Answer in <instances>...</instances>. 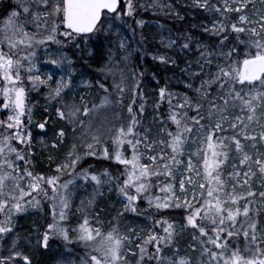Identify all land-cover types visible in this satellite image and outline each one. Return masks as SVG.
Returning <instances> with one entry per match:
<instances>
[{
	"label": "snow or ice",
	"instance_id": "snow-or-ice-1",
	"mask_svg": "<svg viewBox=\"0 0 264 264\" xmlns=\"http://www.w3.org/2000/svg\"><path fill=\"white\" fill-rule=\"evenodd\" d=\"M196 5L201 8H209L207 0H194ZM235 7H232V4ZM249 0H220L216 10L222 16L226 17L228 12L239 13L238 19L233 20L230 24L224 23L223 20L214 21L210 28H205V31L215 33L219 39L220 46L224 47L229 39L228 32L232 31L236 34V40L232 46L228 47L226 52H215L214 47L209 51L210 46L207 44L197 43L196 48H203L204 51L199 53L195 61V72H190V75H199L203 77L200 84L194 89L196 100L190 98L187 93H172L168 92L165 87L159 89L161 99L167 95L169 100V116L168 120L175 125L174 130L170 129L167 124L160 128L159 132L163 138L149 139L148 135L138 134L135 140L128 139L127 144L131 146L130 158L122 159L123 153L120 146L125 144V138L133 133L134 127L139 123L136 114L133 112V105L129 103L127 111L131 115V120L128 122L127 130L121 126L116 130V135L106 136L103 124H96L90 117L101 105L119 104L125 90L124 77L121 75L120 81L112 85V91L116 93L117 99L111 100L108 95L101 98V104H91L89 107L88 101L85 100L82 93L79 98V103L75 98L71 102L61 103V106L56 108V114L59 118L67 121L71 125L73 132L78 131L79 147L85 151H78L77 143H72L69 151L65 153L64 159L55 164L57 170L56 175L45 176L43 173H35L29 169V161L24 160L25 167L21 170L17 161L24 159V152L16 148L12 144V139L20 141L22 144L30 142V131L27 137L22 133L21 117L25 111V88L23 86H15L17 83H22L21 68L26 57L29 61L27 71L31 72L36 68L32 64L33 52L21 50L19 46L34 47L37 44H47L45 42L54 41L56 44H66L71 42L75 44L76 40L82 39L87 41L92 35L99 31V25L103 24V19L110 17L121 18V12L118 10L120 0H18L15 7L7 9V14L3 17V23L0 24V45L7 47L8 51H4L0 47V76L3 77L5 86L0 89V94L3 95L4 104L0 107L5 109H13V113L6 119L0 120V125L6 126L7 129L15 128L14 133L0 135V234H8L13 230L12 216L13 213L22 212L25 206H39L40 200L37 196L43 193L44 198L48 197V189L43 187V184L51 186L52 190V222L48 223L42 233V238L38 243H43L47 246L50 235L59 234L66 240L69 236V231L78 232V240L83 241L90 246V255L87 261L82 264H125V255L122 253L132 252L133 248L127 247L126 242L131 243L134 239L132 230L127 232L119 230V224L112 226L105 231L100 227L102 221L96 220L90 223V217L87 212H84L80 222L74 228H70L64 223L67 217V209L70 206V194L67 192L71 181L66 180L63 184L60 183V176L67 170L73 176L82 175L85 180L91 177L97 185L101 183L97 174L89 172L87 169L77 168V164L84 156H95L97 150L102 156H108L107 146H101L103 140L111 139L114 149V159L120 161L130 170L126 172L123 185H120L118 191L123 194L127 203L124 209L136 211L135 201L140 193H145V198L152 204L153 200L157 202L160 197H153L146 193V190L151 187L149 177L164 174L172 177L174 171H180L179 167L183 161L179 159L181 154H185L187 150V167L181 171L179 188L181 192H185V173L195 171L202 165L204 173L203 181L198 182L199 193L196 187L192 188V199L190 200L185 193L183 206L187 209L184 216V225L182 227L191 226L197 229L206 239H201V255H208L207 260L200 261V264H264V222L255 218L253 213H258L260 210L250 208L251 199L243 206L236 204L240 200V195L251 198L255 189L249 183L250 179L260 175L264 181V152L256 150L250 152L245 150V141L251 140L252 147L256 144H264V14H258V19L249 20L244 14V9L248 5ZM35 6V7H33ZM125 15H131L134 12L133 0H126ZM102 13L103 19H102ZM30 14V18H29ZM24 19H21V17ZM137 24H144L143 20H137ZM50 24V27H49ZM26 25H34L36 32H30ZM47 29V34L40 36V30ZM62 31L65 40L58 39V35ZM247 33L249 38L241 41L239 36ZM186 35V34H185ZM187 40L192 39L190 36ZM164 37H161L163 42ZM175 41L169 39L168 45L171 46ZM121 48L124 47V42L121 41ZM187 49L188 43L181 45ZM242 49V50H239ZM63 59L68 61V64L62 69L67 73V76L61 75L55 81V86L50 87L47 93L50 99H58L62 96L65 89L72 90V73L75 71L71 67L72 60L66 54H61ZM15 57V58H14ZM156 59L168 63H174L172 58H168L161 54ZM213 59L216 63L213 64ZM203 60V65L201 64ZM52 64L61 63L60 60H52ZM191 62L185 63V69L190 68ZM207 66L208 71L205 72L204 67ZM213 69H215L213 71ZM101 71L112 72L111 68L103 67ZM53 78V74L45 75V78L40 76L28 75V81L32 82L33 86L38 84H48ZM11 83L13 86H7ZM81 83L90 85L87 80L81 79ZM101 89L107 91V84H100L96 81ZM139 84V80H137ZM192 88V84H188ZM215 88V92L212 89ZM135 91V89H133ZM182 97L180 103L173 106L171 101L173 96ZM189 109L196 111L195 115L189 116ZM141 112L144 110V105H140ZM236 113L229 115V112ZM204 113V116L201 113ZM207 117L208 123L203 124L201 121ZM48 118L45 117V120ZM164 121V118H160ZM259 125L257 131H250V125ZM39 128H45V123L41 122ZM196 129L197 136L191 135L193 129ZM232 130L231 136H215L216 132H227ZM107 131H111L108 128ZM148 129H145L147 132ZM199 133H204L201 136ZM57 136L62 140L65 136L63 128L58 129ZM197 142L199 147L195 150L197 156L200 155L203 149V159L194 168L193 153L188 149V141ZM225 140L229 143L225 144ZM206 143V147H205ZM157 145L164 147L157 148ZM229 145H233L240 166L232 165L233 171L227 173V177L234 181L233 188L237 185L247 186L248 191L236 194H225L221 198V193H224L226 180L221 178V166L226 163L229 157ZM142 146V147H141ZM55 147V141H53ZM219 149V151L217 150ZM209 150L211 155L209 156ZM15 157L13 159L12 157ZM142 157L147 158L149 163H142ZM51 160V157L49 158ZM255 169V171L253 170ZM107 173V169L104 170ZM196 176H200L199 171H195ZM26 182V183H24ZM215 182V184L213 183ZM159 183V181H157ZM189 185L193 184V179H187ZM135 189L136 194H131L127 188ZM264 187V184L261 185ZM164 187L168 190L172 189V184H165ZM35 192L36 195L29 197L30 193ZM93 193V197L95 196ZM260 205L264 208V191L259 192ZM164 199H174L177 201L175 206H179L180 197L173 195L172 197L165 196ZM225 201L231 203L226 206ZM94 200L89 199L88 204H93ZM59 206V213L56 208ZM157 208L166 209L170 207L169 203H157ZM80 209H78L79 211ZM203 213V215H201ZM99 215V213H95ZM242 216L241 219H238ZM199 218V223H198ZM151 219V217H150ZM208 221L211 227L209 232L202 222ZM111 223V221H109ZM155 224L163 226V234L148 229V235L143 237L141 243L136 246L139 250L140 257L137 259V264H142L143 257L147 255V246L152 243L153 257L157 264H192V260L188 256H179L175 253L173 256H162L161 249L164 244H173L175 236V222L169 221L161 216L155 220ZM241 234L243 237V247L240 244ZM136 239L140 238V233H136ZM193 239H197L195 234ZM15 243V242H14ZM233 244L235 246H233ZM214 246L215 250H212ZM195 248L196 245H190ZM23 261L30 264L28 255L23 254L18 250H12L10 255L0 256V264H7V261L13 257H21ZM150 264V262H149Z\"/></svg>",
	"mask_w": 264,
	"mask_h": 264
},
{
	"label": "trees",
	"instance_id": "trees-1",
	"mask_svg": "<svg viewBox=\"0 0 264 264\" xmlns=\"http://www.w3.org/2000/svg\"><path fill=\"white\" fill-rule=\"evenodd\" d=\"M209 1L210 0H207V2ZM213 1H217L219 4L218 0H211L208 5ZM133 4L135 10L131 15H125V9H122L121 18H115L113 16L109 19H103V24L100 25L99 31L92 35L87 41L78 38L75 44L68 42L63 45L64 49L73 59L78 76L90 82L87 98L89 107H91L92 103L100 105L101 98L105 95H108L111 100L117 99L116 93L112 91V85L114 81H120L121 75L124 77L125 90L122 97H120L121 103L101 105L90 118L93 120L94 126L96 124H103L105 128L104 134L109 137L116 135V130L121 126H123L126 131L128 122L131 120V115L128 113L127 108L129 103H131L133 105V112L136 114V118L139 121L133 131L142 132L148 129L149 134L161 139L163 137L159 129L165 127V124H167L170 129L174 130L175 125L168 120L169 100L167 95L161 99L159 89L165 87L168 92L187 93L190 98L196 100L197 97L194 89L200 84V80L203 77L199 75L194 77L190 75V72L196 71L195 61L199 53L204 51L203 48L197 49L196 44L201 43L209 45V51L214 47L215 52H226L228 47L232 46L233 42L236 40V34L229 31L227 33L229 36L227 44L221 47L217 35L211 31H205V28H210L213 23L209 8H201L199 5L195 4L194 0H133ZM2 6L0 5V24L3 22V17L6 15L7 9L12 7V5ZM232 7H235L234 3ZM244 14L248 16L249 20L258 19V14H264V0H249L248 5L244 9ZM238 15L239 13L236 12H228L225 17L221 14L219 15V12H217L218 20H223L226 24H230L231 21L237 20ZM137 20H143L144 24H137ZM187 36H190L192 39L187 40ZM161 37H164L163 42L161 41ZM248 38L249 36L247 33L239 36L241 41L247 40ZM169 39L175 41L171 46L168 45ZM121 41L124 42L123 48L120 46ZM186 42L189 47L184 49L181 45ZM0 47L4 49L7 48L4 45H0ZM23 48L28 49L26 46ZM23 48H21V50ZM37 52H39V50ZM161 54L168 58H172L174 63H168L167 61L162 62L156 59V57ZM186 62H191L188 70L185 69ZM212 62L215 64L217 61L213 59ZM201 64L203 65V60H201ZM103 67L111 68L112 72L101 71ZM204 70L205 72L208 71L207 66L204 67ZM214 70L215 69H213V71ZM22 72L24 73V67L21 68V75ZM137 80H139V84H137ZM23 81H25V79ZM96 81H99L100 84L106 83L108 86L107 91L101 89ZM189 83L192 84V88L188 87ZM23 87L25 88V86ZM133 89H135V91H133ZM215 90V88L212 89L213 92H215ZM35 91H37L38 94H36L35 100L31 101L30 104L41 109L40 118H43L47 112H50V114H54L59 121L47 126L48 130L54 132L57 128H63L64 130L73 132L71 125L68 124L67 121L59 118L55 111L57 107L61 106L62 102L68 103L73 99L70 96H65L54 99L51 102L46 100L47 97L44 92L40 90ZM25 92H27L26 88ZM181 98L180 96L174 95L171 101L172 105L175 106L179 104ZM141 104L144 105L143 112L139 110ZM187 111L189 116L196 114L194 109H189ZM235 114L236 113L231 111L229 112V115ZM201 115L204 116V113L202 112ZM161 117L164 118V121H161ZM1 118L2 120L6 119L7 115L4 116L3 112H1ZM60 121L64 123V125H62ZM201 123H208L206 116ZM5 128L6 126L0 125V135L6 132ZM108 128H111L110 132L107 131ZM258 128L259 125H255V122H253V125H250L252 131H257ZM78 131L79 130L73 132V137L68 139L65 144L66 148L58 152L55 157H53V155L49 156V153L46 154L44 152L45 150L43 151L40 147V143L37 142L36 144L33 142L34 146L32 145V147L35 148L40 157L38 162H41V165L48 163L47 168L52 175H55L57 172L55 164L64 159L65 153L69 151V146H71L72 143H77V150L83 152L82 148L79 147ZM33 133L37 134V136L43 140L44 133L37 132L36 130H34ZM232 134L233 131L229 129L226 133L216 132L213 135L215 137L225 135L231 136ZM191 135L193 137L197 136L195 127ZM199 135L203 136L205 134L199 133ZM34 137H36V135H34ZM224 142L225 144L229 143L227 140ZM244 143L246 151L255 152L259 150L264 152V144L262 143L258 142L255 148L251 146V140L245 141ZM101 146H107L109 152L108 156L100 155L99 150H97V155L95 156H84L86 158L85 162L87 163L79 164L76 168V171L87 167L90 168L92 173L99 175L105 183H109L113 187L108 194L101 192L98 193L97 196L91 198L94 202L91 204L89 222L94 223L96 218L98 220L109 219L111 221L110 224L106 226L100 225V227L110 228L112 224L118 223L121 232L127 231L128 228H133L135 232L140 230V226L142 225L144 231L151 228L153 231L163 234V226L155 224V220L163 216L169 221L175 222V243L164 244L161 249V255L173 256L174 253H182L191 258L192 264H200V261L207 260V254L201 255L200 243V240L206 239V237L202 236L197 229H193L191 226L182 227L185 223L184 216L187 211L182 204L178 207L174 205L166 209H160L152 204L145 203L146 201H142L139 206L137 205L138 211L125 209L119 215L118 211L121 207L119 198L122 193L118 191V184L113 186L111 182L107 181L108 178L104 170L107 169V174L110 173L116 177V175L121 172L122 166L119 162L114 160V149L111 139L103 140ZM125 147H127V144ZM229 149V158L226 163L221 166L220 172L225 175H227L226 171L230 166L234 164L239 166L238 160L234 158L237 156L234 146L229 145ZM39 152H41V154ZM200 152L203 154V149H201ZM209 153H211V150H209ZM51 154H54L53 151H51ZM50 157L51 160L49 159ZM40 168L42 167L40 166ZM118 176L119 179L124 177L123 175ZM66 177L68 178L69 175H66L64 171V174L60 176L59 179L64 180ZM167 178L168 176L164 174L149 177L153 191H155L159 184ZM112 181L117 182L116 180ZM157 181H159V183H157ZM249 183L252 185V188L255 189L251 198L240 195L248 191L247 186L237 185L235 188L229 190L228 194L240 195V200L237 201L236 204L241 207L251 199L252 203L250 204V208L260 210L258 213H253V216L264 222V208H262L259 203V192L264 191V187L261 186L264 184V181L261 180L260 175L257 173V175L250 179ZM228 189L229 185L226 186L225 191ZM82 198L84 200L83 203L86 202L85 196H82ZM40 203L42 210L38 211V215L35 218H31L32 215L30 214L20 215L19 212L13 213V230L8 234L0 235V256L7 257L9 256L7 254L15 249L28 255L30 264H55L56 260H53L55 256L62 250L65 251L64 241L59 239L56 235H50L46 247L41 246L39 243V245L36 246L38 247L37 249L33 248L29 250L31 247L29 246L31 245L30 243H33L34 240L38 242V240L42 238V233L49 223L48 203L43 196H41ZM230 203V201H225L226 206ZM84 212L89 213V210L84 209L80 213H76L74 209L70 210L68 212V215H71L70 223L73 225L76 219L80 221ZM95 213H99V215L97 216ZM201 215H203V213H201ZM92 217H94L95 220L92 219ZM241 218L242 216L238 217V219ZM199 222L198 218V223ZM202 226L210 232L211 227L215 225H210V222L205 223L204 221L202 222ZM194 234L197 237V244L192 240ZM142 235L144 236L145 234L142 233ZM73 242L75 243L69 242V244L74 245L75 252L73 256L76 258L75 264H80V261H78L80 254H86L85 251L89 249L86 248L78 252L80 251L79 243L77 241ZM133 243L135 244L134 240ZM192 243L196 245L194 249L188 245H192ZM240 244L241 247H243L242 234ZM126 246L130 247V243L126 242ZM233 246L235 245L233 244ZM153 247L154 244L152 243L147 246V255L143 257L142 264H149V262L150 264H157V261L153 257ZM210 247H212V250H215L214 246ZM131 248L134 249L133 252L123 253V255H125L126 260H131V264H137V259L140 257L139 250L133 245ZM64 254L66 255L69 253L66 251ZM7 264H28V262L23 261L21 256L13 257L11 260L7 261Z\"/></svg>",
	"mask_w": 264,
	"mask_h": 264
},
{
	"label": "rangeland",
	"instance_id": "rangeland-1",
	"mask_svg": "<svg viewBox=\"0 0 264 264\" xmlns=\"http://www.w3.org/2000/svg\"><path fill=\"white\" fill-rule=\"evenodd\" d=\"M1 1H2L3 5H8V2L6 0H0V5L1 6H2ZM8 1L12 3L13 7H15L17 5V3H18V0H8ZM210 1L208 2V4L210 3ZM218 1L220 3V0H218ZM217 4H218L217 1H213L209 5L210 6L209 7V13H210V15L212 17V22L218 21V19H219L218 16H217V10H216V7H215ZM33 7H35V6H33ZM219 15H220V13H219ZM26 27L28 28V30L30 32H36L37 31L34 25H26ZM49 27H50V24H49ZM41 34H42V36L47 34L46 29L42 28L40 30V32H39V35H41ZM61 36L63 37L62 31L60 32V34L58 35L57 38L59 39V37H61ZM45 43L47 44V47H45V44H37V45H35L34 47H31V48L27 47L28 49L23 48V47H25L24 45L19 46L20 48H23L22 50H24L26 52H33L34 53V56H33V59L31 61V63L35 64L36 68L33 71H31V72L27 71L29 61L25 57L23 59V61H22V63L24 64V73L22 72V75H21L22 83H17L15 86H17V87L25 86V88L27 90V92H25V107H30L29 111H31V110L35 111L36 110L37 114H40L41 109H39L36 106L30 104L31 101L35 100L36 94H38L37 91H35V90H40V91L44 92L46 94V97H47L46 100H49V101L52 102L54 99H50L48 97V95H47V93L50 90V87H54L55 86L56 79L59 78L61 75L67 76V73L62 71V69H64L65 66L68 64V61L63 59V56L61 55V54H65V53L63 51L59 50V48H57L58 44H56L54 41L45 42ZM77 45H75V46H77ZM38 50H39V52H37ZM4 51L7 52L8 49L6 48V49H4ZM40 52H41V54H40ZM52 60H60L61 63L52 64V62H51ZM71 60H72V58H71ZM20 72H21V70H20ZM49 73L53 74V78L48 82V84H38L37 86H33L32 82L28 81V79H27L28 75L40 76L41 78H45V75L49 74ZM78 77H79L78 73L75 70L72 73V77H71V79H72V90L69 91L68 89H65L64 93H62L61 97L70 96L72 99L75 98L76 102L79 103V98H80L81 94L83 93L84 94V98L87 101L88 94H89V87L90 86L81 83V79L82 78L81 77L78 78ZM24 79H25V81H23ZM84 80H86V79H84ZM4 86H5V83L3 81V77L0 76V89H2ZM7 86L12 87L13 85L11 83H9ZM3 104H4V98H3V95L0 94V105H3ZM7 110L8 111L10 110V112H13V109H11V108L5 109L4 107H0V120H2L1 112H3V114H7ZM48 115H51V118H53L52 121H50V122H52V123L53 122L54 123L55 122H59L55 115H53V114H48ZM34 119H35V115L31 118V114L26 112V110L24 111V113H23V115L21 117V120H22L21 129H22V133L25 135L26 138H28L27 137V133L29 132L28 129H30L29 125H34L35 129L40 131V132H45L46 131V125H45V128H43V129L39 128L38 125L41 122L46 123L47 120L35 121ZM60 123H62V122L60 121ZM62 125H64V123H62ZM27 126H28V128L26 129ZM14 129L15 128L7 129L5 134L12 133V131ZM249 130L252 131V129H250V127H249ZM57 131H55V132L48 131V136H44L43 140L40 139V137H37L36 139H34V141H35L36 144H37V142L40 143V147L42 148L43 151L46 148L48 150H54L53 153L58 152L59 148L64 146L68 139L73 137V132L66 130L65 136L61 140L57 136ZM138 134L148 135L150 140L151 139H157V140L160 139L159 137L156 138L155 136H152L151 134H149L148 131L145 132V130H143L142 132L141 131H138V132H134L133 131L132 134H129L128 137L125 138V144L120 146V150L123 153L122 159L125 158V157L130 158V156H131V146L127 144V140L128 139L135 140L137 138ZM31 137L34 138L33 134L31 135ZM31 137H30V139H31ZM53 141H55V147H53ZM187 143H188V149H190L192 151V153H193V163H194V168H195V166L200 163V160L203 159V154H201V152H200L199 156H197L195 154V150L199 147V144L197 142H193V141L190 140ZM126 144H127V147H125ZM48 145H49V147H48ZM26 147H27V144L25 145V148ZM156 147L157 148H161V147H164V146L163 145H157ZM82 150L85 151L84 149H82ZM45 153L47 154L48 152L46 151ZM24 154H25L24 155V159L17 161V163H18V165H19L21 170L23 169V168H21V167H23L21 165V163H24V160H28L29 161V166L34 163L32 161V156H33L32 152H28V153L24 152ZM34 154L37 155L36 152H34ZM49 154H51V152H49ZM210 155H211V153H209V156ZM55 156H57V154ZM55 156H53V157H55ZM113 157H114V151H113ZM12 158L15 159L14 156ZM179 159L181 161H183V164L178 166L180 171H174L173 172V176L172 177L168 176L167 179H165L164 181H162L159 184L158 188L155 191H153L152 186L149 189L146 190V193L148 195H151L153 197H160V200L158 201L159 203H169L170 206H174V205L177 204V201H175L174 199H169V200L166 201L164 199V197L165 196L172 197L173 195H176V196L180 197L179 205H181V204L183 205V200H184L185 193L187 194V196H188V198L190 200L192 199V188L193 187H196V191H197V193H199L198 182L203 181V178H204L202 165H200L199 168H195V171H199L200 172V176H196L195 175V171L188 172V173L184 174L185 181H186L185 182V192L182 193L180 188H179V180H180L181 171L184 168L187 167V150H186L185 154H181L179 156ZM114 160H116V159H114ZM117 162H119V164H121V166H122V170H121V172L118 175H123L124 177L119 179L118 175H116V177H114L113 174L111 175L110 173H108V174L105 173L106 177L108 178L107 181L111 182L113 184V186L115 184H118L119 186L123 185V180L125 179L126 172L128 170H130V168H131V166H128L126 168L125 165L122 164L120 161H117ZM141 162L147 164V163H149V160L147 158L142 157ZM80 163L81 162H79L77 164V166ZM39 166H41L42 169L44 168V172H42V173L45 176L52 175L50 170L47 168L48 167V163H46L44 165H41V162H39ZM237 167L243 168L240 165L237 166ZM85 169H87L89 172H91L90 168L87 167ZM74 171H76V169ZM231 171H233V167L232 166H230L228 168L226 173L231 172ZM65 172H66V175H67V171L66 170H65ZM220 175H221L222 179L226 180V186L229 185V189L225 191V188H226V186H225L224 193H221V198L223 199L225 194H228V191L233 188L234 181L232 179L228 178L227 175H225V174L220 173ZM97 176H98V178L101 181V183L99 185H97L95 181H92L91 177H89L88 180H85L82 175H79V176L71 175V177L69 179H67L68 181H71V183L69 184V187L67 189V192L70 194L71 199H70V206L67 209V217H66V220L64 221V223L67 224L70 228H74L75 225H77L80 222V221H78L76 219L75 223L73 225L70 223L71 222V218H70L71 215H68V212L70 210L74 209V211L76 213H80L84 209L85 210H89V213H87V214L90 216L91 205L88 204V200L91 199L90 198V194H93L94 192L96 193V195H98V193H101V192L102 193L104 192L105 194L106 193L108 194L109 191L113 188L109 183H105L104 180L101 179V177L99 175H97ZM189 178L193 179V184L192 185H189L187 183V179H189ZM74 180H77L76 187L74 186L75 184L72 183V181H74ZM112 180H116L117 182H113ZM65 181L66 180L60 181V183L63 184ZM24 183H26V182H24ZM78 183H80L79 186H78ZM168 183L172 184V189L171 190H168V189H166L164 187V185L168 184ZM213 183L215 184V182H213ZM46 188L48 189V197L45 198V199H46V201L48 203V208L47 209H48L49 223H51L52 222V210H53V201L51 199L52 190H51V186L47 185V184H46ZM77 189H79V190L82 189L81 192L85 194L86 202L83 203V201H84L83 198H82L83 195H81L78 192ZM127 190L131 194H136L135 193V189L131 188V186H128ZM77 194H79V195H77ZM32 195H36V193L35 192L30 193L29 197H25V199L30 198ZM41 195H43V193H40L37 196V198L39 200L41 199ZM145 195H146L145 193H140L139 196H138V199L135 201L136 211H138L137 205L139 206L140 202L146 201L145 203H149V201L145 198ZM119 202H121V207H120V210L118 211L119 215H120L125 210L124 209V205H125V203H127L126 199L123 197V194H121V196L119 198ZM158 202L156 200H153L152 201V205L156 206V204ZM136 203H138V204H136ZM78 209H80V210L78 211ZM39 210H42L41 203L39 204V206H27L26 205L25 206V210L22 211V212H19V214L20 215H28V214H30V215H32L31 218H35V217H37ZM56 211H57V214H58L59 213V206H57ZM0 217L3 218L2 216H0ZM92 219L95 220L94 217H92ZM96 220H98V219L96 218ZM99 221H102L101 225H103V226H106V225L110 224L109 223V221H110L109 219L108 220L107 219L106 220L100 219ZM207 222L208 221H205V223H207ZM103 229L105 231H107L109 228L106 227V228H103ZM128 229L132 230L133 237H134V235L136 237V233L137 232L140 233V238L139 239H136L135 237L133 239L135 241V244L133 243V240L130 243V247H132V245L134 247H136L138 244L141 243L142 238L148 235V229L149 228L146 231H144V228L141 225L140 226V230H137L135 232L133 231V228H128ZM123 232L126 233L127 231H123ZM142 233L145 234V235L143 236ZM0 235H3V234H0ZM56 236L59 237V239L64 241V244H65V248L64 249H65V251L62 250L61 252H59V254H57L55 256V258L53 259V260H56L55 264H75L76 263V258H75V256H73L74 252H75L74 245L73 244H69V242L75 243L73 241H77L79 243V247H80L79 250L80 251H78V252H81L83 249H86V248L89 249L88 251H85L86 254H80V258L78 260V261H80V264H82L83 261H87L88 260L89 255H90V246L86 245L83 241L78 240V238H77L78 237V232L77 231H69V236H68L67 240L63 236H61L59 234H56ZM192 240H193V242H195V244H197L196 239L192 238ZM30 244L31 245H29V246H31V247L29 248V250H32L33 248L37 249L38 247H36V246L39 245V243L36 242V240H34L33 243H30ZM40 244H41V246L44 247L43 243H40ZM188 245H191V244H188ZM66 251L69 254L65 255L64 253ZM175 254L179 255V256H185L182 253H175ZM7 255H10V253H8ZM62 255H65V256H62ZM122 255H123V253H122ZM131 263H132L131 260H126L125 259V264H131Z\"/></svg>",
	"mask_w": 264,
	"mask_h": 264
},
{
	"label": "bare ground",
	"instance_id": "bare-ground-1",
	"mask_svg": "<svg viewBox=\"0 0 264 264\" xmlns=\"http://www.w3.org/2000/svg\"><path fill=\"white\" fill-rule=\"evenodd\" d=\"M52 119H53V118L50 117V121H52ZM48 147H49V146H48ZM69 147H70V146H69ZM65 148H66L65 145L62 146V147H60L59 150H58V152H61V151L64 150ZM57 149H58V148H57ZM57 149H56V150H57ZM44 150H45V152L47 151L48 153L51 152V150H48V149H46V148H45ZM58 152H55L54 154H49V156H50V155L55 156L56 154H58ZM42 159H43V158H42ZM38 161H39V160H38ZM38 161H37V163H39ZM79 184H80V183H79ZM79 184H78V186H79ZM77 190H78V192H79L81 195L85 196V194L81 192L82 189H80V190L77 189ZM95 196H97V195L95 194ZM92 197H93V194H90V198H92Z\"/></svg>",
	"mask_w": 264,
	"mask_h": 264
},
{
	"label": "water",
	"instance_id": "water-1",
	"mask_svg": "<svg viewBox=\"0 0 264 264\" xmlns=\"http://www.w3.org/2000/svg\"><path fill=\"white\" fill-rule=\"evenodd\" d=\"M120 1H122V2H123V1H125V0H120Z\"/></svg>",
	"mask_w": 264,
	"mask_h": 264
}]
</instances>
